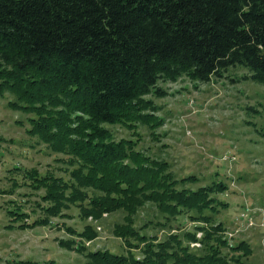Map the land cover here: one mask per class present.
I'll list each match as a JSON object with an SVG mask.
<instances>
[{"label":"trees","instance_id":"16d2710c","mask_svg":"<svg viewBox=\"0 0 264 264\" xmlns=\"http://www.w3.org/2000/svg\"><path fill=\"white\" fill-rule=\"evenodd\" d=\"M235 66L264 83V0H0V95H13L8 105L27 115V134L66 173L9 167L12 186L19 175L41 214L29 221L10 200L6 227L49 226L74 206L85 225L62 223L71 237L58 245L80 253L79 264H245L252 248L230 244L218 218L228 183L192 188L195 175L179 177L138 147L141 126L157 139L163 123L145 97L165 95L160 80L208 82ZM115 125L130 135L115 138ZM119 212L111 232L125 253L87 244Z\"/></svg>","mask_w":264,"mask_h":264},{"label":"rangeland","instance_id":"374dc122","mask_svg":"<svg viewBox=\"0 0 264 264\" xmlns=\"http://www.w3.org/2000/svg\"><path fill=\"white\" fill-rule=\"evenodd\" d=\"M248 74L244 67L235 66L208 82L194 81L188 76L176 81L160 80L158 86L165 95L145 97L158 107L155 114L163 123L156 130L157 139L141 126L138 147L153 157L165 159L179 177L195 175L199 180L188 184L192 188L206 185L214 178L225 180L229 189L219 197L227 200L229 208L218 218L224 221L228 242H247L252 254L245 264H264V83L244 79ZM10 100L12 94L0 95V138H3L0 140V264H16L17 260L82 263L84 257L80 253L58 245L59 239L71 237L62 223L77 230L85 225L74 206L64 211L70 217L54 218L49 226L26 230L6 227L11 223L5 212L13 203L10 200L23 205L29 221L41 214L36 204L38 196L23 185L19 175V186H12L10 178L15 175L8 172L9 167L66 175L58 168L61 167L56 161L59 156L27 134V115L11 109ZM108 128L117 139L130 135L129 130L119 125ZM121 217L120 212L106 216L96 226L98 237L87 244L125 253L122 241L111 232L112 224ZM182 222L183 227L192 229L189 220Z\"/></svg>","mask_w":264,"mask_h":264}]
</instances>
